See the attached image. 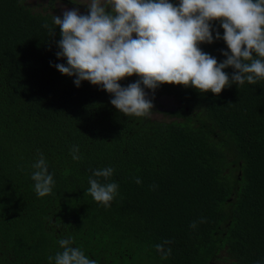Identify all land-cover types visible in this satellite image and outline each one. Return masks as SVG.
Wrapping results in <instances>:
<instances>
[{
    "label": "trees",
    "instance_id": "obj_1",
    "mask_svg": "<svg viewBox=\"0 0 264 264\" xmlns=\"http://www.w3.org/2000/svg\"><path fill=\"white\" fill-rule=\"evenodd\" d=\"M60 38L47 10L0 0V264H54L69 237L96 264H264V80L219 95L161 85L181 103L173 120L125 117L100 87L57 71ZM200 47L225 59L222 39ZM41 154L46 197L31 180ZM108 167L118 190L105 207L87 190Z\"/></svg>",
    "mask_w": 264,
    "mask_h": 264
},
{
    "label": "clouds",
    "instance_id": "obj_2",
    "mask_svg": "<svg viewBox=\"0 0 264 264\" xmlns=\"http://www.w3.org/2000/svg\"><path fill=\"white\" fill-rule=\"evenodd\" d=\"M85 7L87 14L73 9L53 16L61 36L57 59L66 60V65L55 67L60 74L75 77L77 87L81 82L100 87L125 117L152 114L145 89L172 85L219 95L230 82L255 85L264 80V0H88ZM213 23L223 30L222 37L218 31L213 35ZM214 39H222L227 48L219 63L200 47ZM228 68L234 70L231 78L225 72ZM133 76L136 82L121 86L120 81ZM78 152L73 147V160L80 159ZM32 168L35 193L50 195L54 179L42 154ZM113 172L110 167L97 169L88 181L87 194L105 207L117 195L118 184L108 182ZM136 183H141L139 178ZM73 243L70 237L60 239L62 252L49 261L96 264ZM168 243L155 246L162 259L171 254L170 248L165 250Z\"/></svg>",
    "mask_w": 264,
    "mask_h": 264
},
{
    "label": "flooded vegetation",
    "instance_id": "obj_3",
    "mask_svg": "<svg viewBox=\"0 0 264 264\" xmlns=\"http://www.w3.org/2000/svg\"><path fill=\"white\" fill-rule=\"evenodd\" d=\"M120 84L122 87L128 86V83L125 80L120 81ZM145 93L146 97L153 103V112L149 118L159 122H168L174 119L172 114L176 110H180L181 106V103L174 96L161 93L157 94L155 91H149L146 89Z\"/></svg>",
    "mask_w": 264,
    "mask_h": 264
},
{
    "label": "rangeland",
    "instance_id": "obj_4",
    "mask_svg": "<svg viewBox=\"0 0 264 264\" xmlns=\"http://www.w3.org/2000/svg\"><path fill=\"white\" fill-rule=\"evenodd\" d=\"M63 1L55 0L53 3V6L50 7L49 2H51V0H25L26 4L34 11H41L45 13L47 10L52 16L62 17L63 11L73 10V9H77L80 14H87V8L85 7V5H87L88 0H66V1H73L77 4H80L81 8L73 7L65 3V0ZM216 264H222V263H216Z\"/></svg>",
    "mask_w": 264,
    "mask_h": 264
}]
</instances>
